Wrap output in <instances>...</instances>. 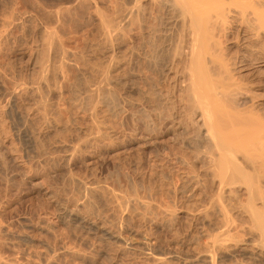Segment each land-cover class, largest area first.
Returning <instances> with one entry per match:
<instances>
[{
    "label": "rangeland",
    "instance_id": "rangeland-1",
    "mask_svg": "<svg viewBox=\"0 0 264 264\" xmlns=\"http://www.w3.org/2000/svg\"><path fill=\"white\" fill-rule=\"evenodd\" d=\"M156 3L0 0V30H7L0 39V264H192L193 259L205 264L204 213L210 196L217 194V183L207 175L203 152L187 145L188 137L195 135L181 134L184 126L193 132V123H201V116L192 118L186 109H179L184 108L177 95L180 69L186 62V56H178L176 50L181 25ZM233 21L223 39L228 58L244 51L245 32ZM44 29L54 34L53 41L45 39ZM182 45L186 53V44ZM63 49L72 56L61 64ZM41 63L42 67L47 64L43 78L49 88L33 95L16 91L21 83L40 86ZM101 69L110 75L102 82V90L84 98L76 90L95 83ZM263 69L254 64L246 71L238 70L236 77L241 75L239 81H246L251 92L263 93L254 85L264 81ZM39 100L46 103L43 113L58 126L52 129L43 120H35L33 127L40 135L36 142L19 112L33 108ZM258 102L264 104L257 99L255 106ZM90 131L101 135L100 141L88 144L87 153L76 154L69 165L62 164V151L47 161L38 156L43 147L52 148L58 140L86 138ZM73 168L75 176L88 181L90 204L78 192L76 198L70 195L69 183L67 191L62 186ZM111 188L122 190L131 200V204L129 199L122 200L130 204L125 206L129 212L120 207L121 200L112 198ZM228 191L235 202L245 198L244 186L232 195ZM50 193L58 194L80 218L60 219L59 205ZM137 201L148 202L152 208ZM136 206L146 209L145 219L139 215V220L143 209L138 211ZM124 225L140 234H125ZM108 231H117L119 238L111 239ZM230 247L232 257H218L216 264H264V257L249 255L243 244L230 243Z\"/></svg>",
    "mask_w": 264,
    "mask_h": 264
},
{
    "label": "bare ground",
    "instance_id": "bare-ground-1",
    "mask_svg": "<svg viewBox=\"0 0 264 264\" xmlns=\"http://www.w3.org/2000/svg\"><path fill=\"white\" fill-rule=\"evenodd\" d=\"M155 2H157L156 5L159 4L158 6L160 8L164 7L167 9V11H169L168 12L169 16H171L168 17L169 19L173 18L175 22H179L181 25V30L179 33L180 43L176 44L178 45L176 50L178 56L181 57L182 55L186 56V62L184 65L182 64L183 67L181 66L182 68L180 69L181 82H179L180 83L179 85L181 86L180 88H178L180 93L178 94L177 92V95H179L180 97L179 99L184 103V106L182 105L184 108L181 107L179 109L182 110L186 109L187 111L186 114H188L187 116L190 117L194 115L201 116L200 117L201 123L197 122L198 124L196 125H194L193 123V126H196L193 132H191L192 129L189 132L187 130V127L184 128L185 127L184 126L183 127L184 130L181 134L191 135V136L195 135L192 138L188 137L187 145L191 149H195L193 151L203 152L204 154L203 156H205L204 158L206 161L205 169L207 175H209L212 179L216 180L217 183V190H218L216 192L217 194L216 195L214 194L213 197L210 196L211 203H209L210 205H208L209 207L207 209L208 211L207 212L205 211L206 214L204 213L205 215L204 218L206 220L205 222L206 228L204 229V231H206L207 233L205 234L207 235L206 239L208 240L206 245L207 253H205L206 256L204 255L205 256L204 259L207 262V263L205 262V264H216L215 261L216 258L218 257L220 258H222L223 256L232 257V255H230V252L233 251L232 248L233 246L231 244L232 247H230V243H234L236 244V246L238 244H243L245 248L248 249L249 255L251 253V256L253 257L254 255L264 257V104L258 102V105L255 106L256 104L255 100L256 101L257 99L264 100V92L257 93L258 91L257 92L254 91L257 94L251 92L252 90L248 88L249 86H246L248 84L244 85L246 81L243 83L239 81L241 79V78L238 79L239 76H241L239 75L240 73L238 74L239 75L238 78L236 77V73L238 70L246 71L247 69H250L254 64H258V63L264 66V0H157V1L155 0ZM230 19L240 23L242 30H244L245 32L244 33L245 35L242 39L244 51H242L240 54H237L235 56L232 54L234 56L233 58H228L226 56V52L224 53L225 46L223 47V45H225L223 44V42L226 39L227 31H229L228 29H230L229 28ZM169 25L172 24L169 23ZM6 31H7L6 29L0 30V39L4 36ZM43 34L45 35V39L50 42L53 41V38L55 37L51 31L46 29H44ZM107 37L109 36L107 35ZM182 42L186 44L185 46L186 53L184 51V47H183L184 45H182ZM60 55H61L60 57L61 64L65 63V61L70 59V57L72 56L70 51L68 50L66 51L64 49L62 50V54ZM43 67L41 63L40 78L38 79L39 82L37 81L40 86L24 85L23 87L21 83L15 86V90L16 91L22 90L25 93H30L31 95H33L36 94L40 88H46V87L49 88L48 85L49 83H47L48 81L46 82V80H44L43 78L44 74H46L48 70ZM93 70H90V72L91 71L94 72ZM101 70L102 71L100 70L97 71L100 77L98 76L97 78L98 80H96L95 83L93 82L94 84L93 83L92 85L88 84L85 87L82 86L83 88H80L81 90L80 89L76 90L75 88H77V86L73 89L79 91L80 95L84 96V98L85 96L89 98L90 96H93L92 94L94 92L97 91L99 92L100 90H102V86H103L102 84L104 83L103 81H106L108 79L106 77L108 73L106 72L105 69H101ZM94 73L97 75L96 72ZM254 85L255 87H258L260 91H264L263 80L262 82H260L259 80V83H256ZM41 90L39 91L41 92ZM9 92L12 93L11 91ZM35 103L36 104L34 105L33 108L31 109L28 108L29 111L27 109H24L21 110L19 113H21L22 120H24V124L27 126L28 130L30 131V134L33 135L31 137H33L34 141L37 142V139L40 138H37V135H39V132L36 131L37 128L35 129L33 127V123L35 120L37 119H41L39 121L43 120V122L47 124L49 128L52 129L57 127L58 125L53 126L51 121L52 116L50 115L49 117L48 114H45V112L43 113V109L41 108L42 106L44 107L46 103H44L43 105L42 100H39V102H35ZM180 120L182 121V119ZM188 120L186 121L188 122ZM184 122H182V124ZM188 125H190V123ZM100 136L101 135H97L95 131H90L86 136V138L71 139L70 141H66V142L62 140H58L55 143L53 142L54 143L52 144L54 145L53 147L52 145H50L52 148L48 147V149L47 148L44 149L43 147L42 149H40L38 156L47 161L48 159L51 158L52 154L62 151L63 154V156L61 155L63 162L62 164L69 165L71 158L73 156H76V154L79 153H83V155H85V153H87L86 150L88 148V144L91 145L93 144L91 142H97ZM72 170H74V168L70 169V174L66 175L63 178L64 182L62 186H64V189L66 188L65 190L67 191L69 189L67 188V186L65 187V185L66 183H69L70 185L69 187H71L70 189L72 191L71 192L72 194L70 195H74L73 197L76 198L75 193L78 192L77 196L81 194L82 200H85V203H88V200L90 199L88 197L87 192L91 191V190L88 191L89 189L88 188L89 185L87 183L88 181H86L85 178L82 176L81 177L75 176V173ZM207 175L205 177H207ZM242 186H244L245 188V191H243L245 192L244 199L235 202L234 201L236 200L235 198L227 196L228 190L230 191V194L231 193L233 194L234 189H238L239 187ZM57 187L60 188L61 186H57ZM114 188L110 189V195L112 196V198H115L114 200H117L118 202L121 200V203L119 202L120 207L124 206L125 208V206L127 205L129 206L131 204L130 202L131 200L125 197L126 195L123 194L124 192L122 190L120 189L117 190ZM64 189L62 188L61 190ZM55 193L59 194L60 192H58L57 190V192ZM58 194L56 195L50 193L51 197L54 198L59 205V218L64 219L67 216H70L71 218H80L78 214L75 211H73L67 203H64L65 201L61 200V197L58 196ZM69 197L72 198V196ZM236 197H240V196L237 195ZM74 198H72V201L74 200ZM80 199H78L77 197V199L75 200H80ZM122 200L124 201L128 200L130 204L128 202H127L128 204H126ZM137 200L139 199L137 198ZM137 202H138L137 205L143 203L144 204L143 207L147 209L145 204H147L148 202H140V201ZM122 203H125V205H123ZM147 206L151 207L152 205L150 206L149 203L147 204ZM122 208H121L122 210L121 214L123 213ZM127 208L130 209V207ZM145 208H142L140 206V208L138 209L136 206V210L138 211L143 209V211L141 210V212L138 214V216L140 215L141 217H144L143 219H145L146 217L142 213V212H144V214L146 213ZM124 211H127L126 208L124 209ZM140 216H139V220L141 218ZM113 221L114 219L112 220V222ZM115 227H117V225H115ZM135 231L133 228L131 230L130 228L126 227L125 234L127 235L137 234V232ZM116 233L118 232L116 231ZM116 233L112 231H108V235L110 236L111 239L119 238L120 235L118 236V234ZM120 233L121 232H119V234ZM138 234H140L139 231ZM245 248L242 247L241 249H245ZM70 249L71 247L69 248V251ZM72 251L73 249L71 250V252ZM244 251L247 252L246 249ZM195 260L196 259L191 260L192 264L198 261ZM158 261L161 262L160 260ZM244 264H250V263H244Z\"/></svg>",
    "mask_w": 264,
    "mask_h": 264
}]
</instances>
